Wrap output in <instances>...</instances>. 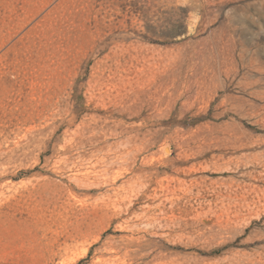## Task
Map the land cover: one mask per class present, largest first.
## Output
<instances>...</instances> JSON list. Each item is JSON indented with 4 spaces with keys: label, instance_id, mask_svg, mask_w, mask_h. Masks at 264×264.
I'll return each instance as SVG.
<instances>
[{
    "label": "rangeland",
    "instance_id": "1",
    "mask_svg": "<svg viewBox=\"0 0 264 264\" xmlns=\"http://www.w3.org/2000/svg\"><path fill=\"white\" fill-rule=\"evenodd\" d=\"M0 264H264V0H0Z\"/></svg>",
    "mask_w": 264,
    "mask_h": 264
},
{
    "label": "bare ground",
    "instance_id": "2",
    "mask_svg": "<svg viewBox=\"0 0 264 264\" xmlns=\"http://www.w3.org/2000/svg\"><path fill=\"white\" fill-rule=\"evenodd\" d=\"M98 133V132H97ZM96 134V132H93V135ZM186 138V137H185ZM199 146V145H198ZM161 156L169 157L171 154V148L164 144L161 147ZM131 151H128L127 153H123L122 151H114L113 155L110 156L109 154L105 156V152H102V158L96 159L97 161L94 163L92 167L86 166L87 170L83 174H79L78 172L75 173V175L84 176V178H90L92 175L95 178H98L101 176L103 177V182L112 184L113 188V194H109L108 198L111 200L113 199V196H118L120 193V190H122L125 186L124 184H118L117 181L121 177L125 175V173L130 172L131 174H134L138 169L144 170L146 169V165H148L151 161H153L156 157L157 152H145L141 156V164L138 165L139 157L136 155L134 158H129L128 155ZM130 159L131 162H130ZM103 162V163H102ZM127 164L126 167H121V164ZM106 166V167H105ZM112 168V171L108 173V170ZM84 172V171H83ZM123 197V196H122ZM172 198V197H171ZM158 216V215H157Z\"/></svg>",
    "mask_w": 264,
    "mask_h": 264
}]
</instances>
